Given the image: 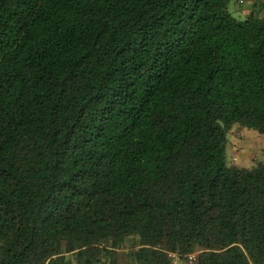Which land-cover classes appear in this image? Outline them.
I'll return each mask as SVG.
<instances>
[{
  "label": "trees",
  "instance_id": "obj_1",
  "mask_svg": "<svg viewBox=\"0 0 264 264\" xmlns=\"http://www.w3.org/2000/svg\"><path fill=\"white\" fill-rule=\"evenodd\" d=\"M228 3L0 0V264H264V160L225 158L264 10Z\"/></svg>",
  "mask_w": 264,
  "mask_h": 264
},
{
  "label": "rangeland",
  "instance_id": "obj_2",
  "mask_svg": "<svg viewBox=\"0 0 264 264\" xmlns=\"http://www.w3.org/2000/svg\"><path fill=\"white\" fill-rule=\"evenodd\" d=\"M228 10L238 19H244L250 12L258 14L264 10V0H229ZM261 14L264 15L263 12ZM246 129L227 135L231 140L226 145L227 162L231 160L239 166L248 167L255 160H264V134Z\"/></svg>",
  "mask_w": 264,
  "mask_h": 264
},
{
  "label": "built area",
  "instance_id": "obj_3",
  "mask_svg": "<svg viewBox=\"0 0 264 264\" xmlns=\"http://www.w3.org/2000/svg\"><path fill=\"white\" fill-rule=\"evenodd\" d=\"M172 263H178V264H197V252L196 251H190L185 254H179L176 252L169 251L167 253Z\"/></svg>",
  "mask_w": 264,
  "mask_h": 264
}]
</instances>
